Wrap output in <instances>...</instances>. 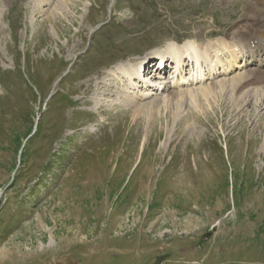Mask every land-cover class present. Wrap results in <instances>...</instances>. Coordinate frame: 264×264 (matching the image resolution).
Wrapping results in <instances>:
<instances>
[{
  "label": "rangeland",
  "instance_id": "374dc122",
  "mask_svg": "<svg viewBox=\"0 0 264 264\" xmlns=\"http://www.w3.org/2000/svg\"><path fill=\"white\" fill-rule=\"evenodd\" d=\"M248 5L0 0V264H264V111L252 97L264 82L242 111L219 95L189 102L207 80L151 91L137 102L155 108L137 117L122 100L94 103L117 92L98 84L126 87L109 77L118 66L171 43L215 46ZM240 69L211 83L256 74Z\"/></svg>",
  "mask_w": 264,
  "mask_h": 264
},
{
  "label": "bare ground",
  "instance_id": "6f19581e",
  "mask_svg": "<svg viewBox=\"0 0 264 264\" xmlns=\"http://www.w3.org/2000/svg\"><path fill=\"white\" fill-rule=\"evenodd\" d=\"M41 2L48 3L49 0H37V4L40 5ZM245 14L246 16L243 18L244 20L241 21L243 22L242 26L232 32L233 34L224 35L223 38L218 41L215 46H211L208 49H202L201 47H199L197 41H190L182 46L171 43L164 48L162 53L155 52L152 57H155L158 54L171 58H177L173 74L171 75L172 79H166L165 77L162 78L160 75L156 77L157 69L155 71H151L149 76L143 77L138 75V66L136 65L133 66L124 64L118 66L115 71L111 72L109 77L124 83L126 87L121 90V94H118V87L115 86V84L111 83L108 86H106V84L105 86H102V84H98L97 86L99 89L107 88L109 90H117V92L112 95L107 93L108 90L102 92L101 94H103L104 97H109V95L110 97L118 96L117 98L119 99L111 100L109 97V99L102 98L100 100H97V102H94L97 103L95 106L96 109H99L101 107H105L109 110L113 109V107H117V105L120 103L119 101L122 100V102H125L129 106L134 107L133 115L137 117V114H139L141 111H144V109L145 111L148 110L150 113L151 109L149 110V108H155V102H153L151 106L144 105V107H141L142 105L137 102V100L145 99L152 95L150 94L151 91H154L155 94L159 92L163 94L168 92L171 88H179L180 85H198L203 83V81L215 79L218 67L224 69V66H226V69L222 71L227 73L228 70L233 71L241 66L245 69H248L249 67L255 68L254 71L256 72V74L253 76L254 78L252 77L253 79L251 81L245 82L247 77L240 76L233 79L230 83H210L207 86L203 85L204 87L197 88L195 91H190L189 94H186V97L189 99V102L196 105L199 104V106L201 107L199 99L204 98V100L207 101L209 98H214L215 96L217 97L219 95L220 97H224V101H222L225 102L226 105L227 103H229L233 105L236 110L242 111V103L246 100L244 98L246 97L248 99L250 97L249 95H247L248 93L246 95L242 93L247 91V89H249L250 87L252 88V85H254L256 82H264V0H249V5L246 7ZM221 52L223 54L228 52L231 57V61L227 65H224L223 61L220 59ZM142 61L143 60H141L140 62ZM187 61H193L194 68L188 69V76L185 77ZM206 70L207 74L205 75ZM251 70L252 69L245 71ZM205 76H207L206 79ZM166 81H169L170 85H168ZM104 82H106V80ZM139 86L143 88L144 91L142 94H140V97L137 98L131 95V92L135 90V88L137 89V87ZM262 91H264V89ZM262 91L256 90L255 93H252V97L256 98V102L254 104H256V107L258 108V114L264 111V92ZM237 95H241L243 97L240 98ZM180 102L181 99L176 103H174L173 100H163L162 105L164 106V108L170 109V107L174 105H176V107L182 106V103Z\"/></svg>",
  "mask_w": 264,
  "mask_h": 264
},
{
  "label": "trees",
  "instance_id": "16d2710c",
  "mask_svg": "<svg viewBox=\"0 0 264 264\" xmlns=\"http://www.w3.org/2000/svg\"><path fill=\"white\" fill-rule=\"evenodd\" d=\"M18 149L21 150V145L20 144H18Z\"/></svg>",
  "mask_w": 264,
  "mask_h": 264
}]
</instances>
